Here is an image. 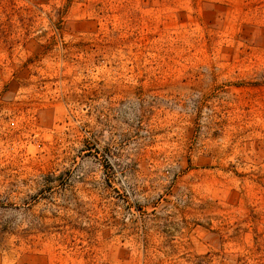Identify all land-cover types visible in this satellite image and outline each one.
<instances>
[{"label":"rangeland","instance_id":"374dc122","mask_svg":"<svg viewBox=\"0 0 264 264\" xmlns=\"http://www.w3.org/2000/svg\"><path fill=\"white\" fill-rule=\"evenodd\" d=\"M0 264H264V0H0Z\"/></svg>","mask_w":264,"mask_h":264}]
</instances>
